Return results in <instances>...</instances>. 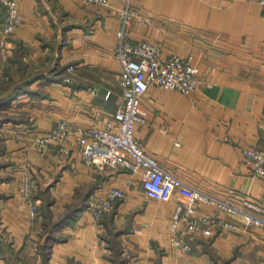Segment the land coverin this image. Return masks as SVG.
<instances>
[{
  "label": "crops",
  "instance_id": "1",
  "mask_svg": "<svg viewBox=\"0 0 264 264\" xmlns=\"http://www.w3.org/2000/svg\"><path fill=\"white\" fill-rule=\"evenodd\" d=\"M23 23L4 37L0 4V264H264V230L219 213L235 230L198 232L190 253L172 246L170 223L182 197L145 195L141 175L87 166L71 135L66 153L35 138L60 121L106 128L122 107L115 56L119 10L138 8L134 40L163 57H192L199 88L191 94L150 85L136 138L161 166L209 194L240 202L264 198L244 149L264 151V11L257 0H17ZM70 66L74 69L70 70ZM3 108V109H2ZM35 181L29 195L21 189ZM130 181V182H129ZM124 197L95 224L99 198ZM84 204V205H83ZM263 206V205H262ZM255 212L263 215V207ZM44 251H48L45 255Z\"/></svg>",
  "mask_w": 264,
  "mask_h": 264
},
{
  "label": "built area",
  "instance_id": "2",
  "mask_svg": "<svg viewBox=\"0 0 264 264\" xmlns=\"http://www.w3.org/2000/svg\"><path fill=\"white\" fill-rule=\"evenodd\" d=\"M109 6L110 0H82ZM234 1V0H233ZM264 11V0H257ZM6 9L2 24L4 37L14 34L23 23L17 0H0ZM121 29L117 34L118 44L115 56L122 66L121 85L124 101L115 113L114 122L106 128H79L68 121H60L53 129L38 135L35 145L40 148L54 142L59 153L68 152L65 143L71 135L81 148V158L89 166L123 167L130 174L141 175L146 196L165 202L172 197H182L177 204L170 223V241L173 247L190 253L198 232L210 236L214 228L235 230L237 227L219 213L203 211V206H212L217 212L241 215L246 227L254 226L264 230L263 215L256 213L257 207L264 209V198L255 200L245 197L240 202L217 198L200 187L185 183L181 178L165 170L159 159L145 150L136 138V125L145 121L141 99L150 85L191 94L199 88V68L193 58L179 55L163 57L160 47L150 40H134L130 37V25L135 18L141 19V11L130 5L119 10ZM70 70L74 67L70 66ZM253 175L264 178V151L256 148L244 149ZM130 182V181H129ZM35 181L28 179L22 191L29 195ZM121 187H113L100 198L93 211L95 224L102 225L104 213L112 211L118 199L124 197ZM82 264H93L85 262ZM135 264H143L137 261Z\"/></svg>",
  "mask_w": 264,
  "mask_h": 264
},
{
  "label": "trees",
  "instance_id": "3",
  "mask_svg": "<svg viewBox=\"0 0 264 264\" xmlns=\"http://www.w3.org/2000/svg\"><path fill=\"white\" fill-rule=\"evenodd\" d=\"M2 81H3V79L0 81V84L2 83ZM10 99H4V101H2L1 103H0V109H1V107H7V103H8V101H9ZM2 108V109H3ZM4 111H1L0 112V123L2 122V120L4 119V113H3ZM84 205V204H83ZM44 253H45V255H47L48 254V251H44Z\"/></svg>",
  "mask_w": 264,
  "mask_h": 264
},
{
  "label": "rangeland",
  "instance_id": "4",
  "mask_svg": "<svg viewBox=\"0 0 264 264\" xmlns=\"http://www.w3.org/2000/svg\"><path fill=\"white\" fill-rule=\"evenodd\" d=\"M5 77H6L5 75L0 74V81H1L2 79H4Z\"/></svg>",
  "mask_w": 264,
  "mask_h": 264
}]
</instances>
